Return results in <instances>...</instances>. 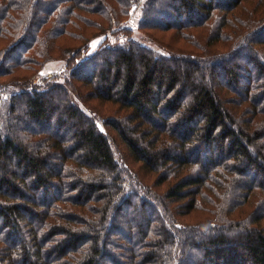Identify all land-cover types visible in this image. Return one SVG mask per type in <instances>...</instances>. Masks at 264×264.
I'll return each mask as SVG.
<instances>
[{
  "label": "trees",
  "instance_id": "16d2710c",
  "mask_svg": "<svg viewBox=\"0 0 264 264\" xmlns=\"http://www.w3.org/2000/svg\"><path fill=\"white\" fill-rule=\"evenodd\" d=\"M0 264H264V0H0Z\"/></svg>",
  "mask_w": 264,
  "mask_h": 264
},
{
  "label": "rangeland",
  "instance_id": "374dc122",
  "mask_svg": "<svg viewBox=\"0 0 264 264\" xmlns=\"http://www.w3.org/2000/svg\"><path fill=\"white\" fill-rule=\"evenodd\" d=\"M242 13L243 12H241V14ZM102 16H103V14H101V15L98 16V20L99 21H103L104 20V19H102ZM243 17H245V15H243ZM211 27H212L211 25H209V26L207 25L202 30H203L204 33L208 34ZM153 35H155L156 37L159 38V40H158L159 42H156V41H154V42L152 41V42L154 43V45H156L158 48H161V49L164 48L166 50H170L171 47H175L178 44H181V41L178 42V40H177L178 37L177 36H173L172 32L162 33L160 31H153ZM62 42H65V44H70V45H74V43H75L74 41H72V40H70L68 38L64 39ZM96 46H97L96 45V42L92 43V46H91L92 50L95 49ZM58 58H65V55L60 54L58 56ZM61 65H63V64H61ZM61 65H60V63L49 64L47 66L46 70H45V73H43V75L40 76V78H38L36 80V82L37 83H44V80H45L44 78L47 76V72H49L51 70H54V69H57V68H60ZM22 74H23V72H22ZM14 79H16V78H11L9 76L4 81L6 83H10L11 84L10 86H12L10 88H13V89L20 88L21 85L24 86V84H21L22 82L21 83H16V82H18V80H14ZM93 103L101 105L100 102H93ZM104 107L111 109V107H114V106H111V104H107L106 106H104V105L101 106L102 109H105ZM119 151H121V149ZM129 165H130V168L135 169V170H138V169L141 168V166H140L141 164H138V163L130 162ZM214 176L215 177H219V175H214ZM154 179L156 180V178H154ZM208 185H210L209 187H214V184L211 181L208 183ZM205 194H208L210 196L209 200H211L212 204H210V202H209V205H210L209 206L207 204L208 202L201 200V202H202L201 203L202 204V208L203 207H205V208L208 207L206 209L213 210V219L211 220V222H216L217 221V216L219 215L218 214L219 208L222 205L221 204L222 201L218 197L219 192H218V190H216V188H214L213 192H210L206 188V189H204L202 195H205ZM262 197L263 196H261L259 199H261ZM256 203L257 202H255V204L253 205V207L256 206ZM200 210H202V209H200ZM200 210L199 209H196L195 212H193L190 215V217L183 218L184 220L182 218H180V219H182L184 221V225H187V223L193 224V223H195V221H200V220L204 219V216H203L204 213L203 212L206 211V210H202V211H200Z\"/></svg>",
  "mask_w": 264,
  "mask_h": 264
}]
</instances>
